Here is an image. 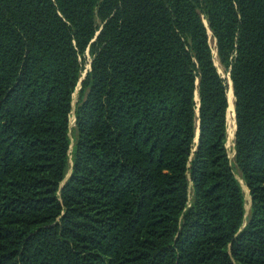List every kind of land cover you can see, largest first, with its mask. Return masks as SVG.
I'll list each match as a JSON object with an SVG mask.
<instances>
[{
  "label": "trees",
  "instance_id": "obj_1",
  "mask_svg": "<svg viewBox=\"0 0 264 264\" xmlns=\"http://www.w3.org/2000/svg\"><path fill=\"white\" fill-rule=\"evenodd\" d=\"M0 264H264V0H0Z\"/></svg>",
  "mask_w": 264,
  "mask_h": 264
},
{
  "label": "rangeland",
  "instance_id": "obj_2",
  "mask_svg": "<svg viewBox=\"0 0 264 264\" xmlns=\"http://www.w3.org/2000/svg\"><path fill=\"white\" fill-rule=\"evenodd\" d=\"M205 25L208 26V23L207 21L205 20ZM99 23V22H98ZM208 33H209V37H210V45H211V48H212V51H213V56H214V61H215V65L220 73V75L227 80V83H228V92H229V87H230V83H229V80H230V76H229V73L226 71L225 67L221 64L220 62V59H219V56H218V50H217V42H216V39H214L213 35H212V32L208 29ZM216 51V52H215ZM87 58L89 60V63L87 64L86 66V69L83 73V76H82V80L85 79L86 77V74H87V71L90 69V61H91V57L89 56V54L87 55ZM218 61V62H217ZM81 85L79 83L78 85V88L74 94V107L76 106V103L77 101L79 100L80 98V90H81ZM198 94V93H197ZM197 94H196V100L198 99L197 98ZM236 120V118H235ZM74 122H75V114H74V111L72 113V116H71V128L74 127ZM236 122V121H235ZM235 134L233 133H229V129H228V138H227V148H228V151H229V156L232 160V163H233V166H234V171L235 173L237 174L238 178L240 179L242 185H243V189H244V192H245V197H246V216L249 215L250 213V207H251V198H250V194H249V190L248 188L246 187V185L244 184L242 178H241V173L237 167V165L235 164V160H234V156H235V151H234V146H235ZM73 140V138H72ZM74 141V140H73Z\"/></svg>",
  "mask_w": 264,
  "mask_h": 264
},
{
  "label": "bare ground",
  "instance_id": "obj_3",
  "mask_svg": "<svg viewBox=\"0 0 264 264\" xmlns=\"http://www.w3.org/2000/svg\"><path fill=\"white\" fill-rule=\"evenodd\" d=\"M229 83H230L229 92H228L229 109H228V114H227V122H228L229 133L235 134V130H236V123H235V97L233 95L231 80H229Z\"/></svg>",
  "mask_w": 264,
  "mask_h": 264
},
{
  "label": "water",
  "instance_id": "obj_4",
  "mask_svg": "<svg viewBox=\"0 0 264 264\" xmlns=\"http://www.w3.org/2000/svg\"><path fill=\"white\" fill-rule=\"evenodd\" d=\"M207 25V24H206ZM230 80H231V78H230ZM232 82V81H231ZM81 83H82V80H81V82H80V85H81ZM232 90H233V95H234V89H233V84H232ZM197 101H199V97H198V94H197ZM235 118H236V112H235ZM236 130H237V128H236ZM236 130H235V136H236ZM199 131H198V134H197V143H198V141H199Z\"/></svg>",
  "mask_w": 264,
  "mask_h": 264
}]
</instances>
